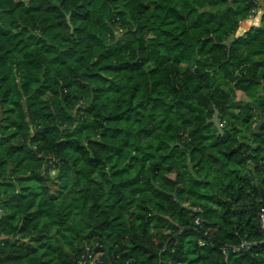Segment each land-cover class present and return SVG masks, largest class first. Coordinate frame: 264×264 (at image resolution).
I'll return each instance as SVG.
<instances>
[{
    "label": "trees",
    "instance_id": "1",
    "mask_svg": "<svg viewBox=\"0 0 264 264\" xmlns=\"http://www.w3.org/2000/svg\"><path fill=\"white\" fill-rule=\"evenodd\" d=\"M3 15L0 264H79L96 244L100 264H264V0H0Z\"/></svg>",
    "mask_w": 264,
    "mask_h": 264
},
{
    "label": "rangeland",
    "instance_id": "2",
    "mask_svg": "<svg viewBox=\"0 0 264 264\" xmlns=\"http://www.w3.org/2000/svg\"><path fill=\"white\" fill-rule=\"evenodd\" d=\"M23 12H25V11H23ZM262 11H260V12H258L257 14H255L254 16L252 15L248 20H246V21H244V22H242L241 24H240V28H239V30L237 31V33H236V35H235V39L236 38H241V37H244L245 35H246V31H248L249 32V30L251 29V27H254V25L256 26V23H258V18H259V16H261L262 15ZM0 21H1V23H2V26H4V27H8L9 26V21H10V18H9V16H7V15H3L1 18H0ZM244 23V24H243ZM246 30V31H245ZM149 44L151 45V42H149ZM157 60V57H155L154 59H153V61H156ZM154 63V62H153ZM152 64V63H151ZM151 64H149V66L151 65ZM152 66V65H151ZM63 70H65V66L64 65H57V66H54V76L56 77V78H59V75H60V73L63 71ZM219 85H223V87L224 88H226V89H229V88H231L232 87V84H231V82L229 83L228 81L227 82H223V81H220L219 82ZM238 99L240 100L241 98H240V95H238ZM83 105V107H85L87 104L86 103H82ZM216 116H217V118H218V120H219V124H220V126H221V129L223 130L226 126H228L229 125V123H228V118H226L225 116H223V115H220V111L216 108V109H214V112H213V114L211 115L210 114V123H213L214 124V126H215V130H217L218 131V134L217 135H221V134H223V132L222 133H220V130H219V128L215 125V123H214V118H216ZM245 139H247V138H245V137H241L240 138V141H242V142H247V140H245ZM69 157L71 158V159H75V158H78L79 156L77 155V154H70L69 155ZM190 165V162H189V160L187 159V161H185L183 164H182V166H189ZM164 173V175H166V176H169V177H171V178H174V175L172 174V173H168V172H163ZM53 174H56V173H53Z\"/></svg>",
    "mask_w": 264,
    "mask_h": 264
},
{
    "label": "built area",
    "instance_id": "3",
    "mask_svg": "<svg viewBox=\"0 0 264 264\" xmlns=\"http://www.w3.org/2000/svg\"><path fill=\"white\" fill-rule=\"evenodd\" d=\"M260 221H261V226L264 229V207H262L260 211ZM197 223H200V220H198ZM252 246H253V243L248 242V241H243L238 245H225L221 249H222L223 254L227 257L229 256L230 253L240 254L244 251H248L252 248ZM96 248L101 249L102 246L98 244H96L93 247L87 246L79 260V264H100L101 257L95 251Z\"/></svg>",
    "mask_w": 264,
    "mask_h": 264
},
{
    "label": "water",
    "instance_id": "4",
    "mask_svg": "<svg viewBox=\"0 0 264 264\" xmlns=\"http://www.w3.org/2000/svg\"><path fill=\"white\" fill-rule=\"evenodd\" d=\"M72 32H73V27H72ZM213 121H214L215 125L219 128L220 133H222L223 130L221 129V126H220V124H219V120H218L217 116H216V118H214ZM263 123H264V118H263V119L261 120V122L257 125V130L262 126Z\"/></svg>",
    "mask_w": 264,
    "mask_h": 264
},
{
    "label": "crops",
    "instance_id": "5",
    "mask_svg": "<svg viewBox=\"0 0 264 264\" xmlns=\"http://www.w3.org/2000/svg\"><path fill=\"white\" fill-rule=\"evenodd\" d=\"M259 12H260V11H259ZM262 15H263V14H262ZM262 15L259 16V18H258V23H256V26L254 25V27H260V26H261ZM244 23H245V22H244ZM244 23H243V24H244ZM252 28H253V27H251V29H252ZM251 29H250V30H251ZM250 30H249V31H250ZM245 31H246V30H245ZM247 32H248V31H246L245 33H247Z\"/></svg>",
    "mask_w": 264,
    "mask_h": 264
}]
</instances>
